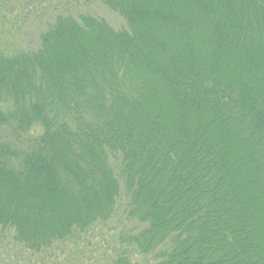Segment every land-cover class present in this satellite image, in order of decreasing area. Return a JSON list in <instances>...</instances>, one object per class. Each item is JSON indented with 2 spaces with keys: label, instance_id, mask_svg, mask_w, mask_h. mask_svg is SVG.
Here are the masks:
<instances>
[{
  "label": "trees",
  "instance_id": "obj_1",
  "mask_svg": "<svg viewBox=\"0 0 264 264\" xmlns=\"http://www.w3.org/2000/svg\"><path fill=\"white\" fill-rule=\"evenodd\" d=\"M99 2L0 51V233L54 260L123 195L102 264H264V0Z\"/></svg>",
  "mask_w": 264,
  "mask_h": 264
},
{
  "label": "rangeland",
  "instance_id": "obj_2",
  "mask_svg": "<svg viewBox=\"0 0 264 264\" xmlns=\"http://www.w3.org/2000/svg\"><path fill=\"white\" fill-rule=\"evenodd\" d=\"M58 13L74 17L90 14L103 18L115 29L124 27L123 20L99 0H0V51L35 50L39 45L40 32ZM110 161L115 166L117 157L111 156ZM125 202V197L120 195L111 220L96 225L75 244L60 245L58 248L64 251L54 250V260L42 253L30 254L20 250L8 236L0 233V264H102L113 255L112 247L116 245L117 236L135 227L125 216ZM132 264H155V260L152 256L143 258L137 255Z\"/></svg>",
  "mask_w": 264,
  "mask_h": 264
}]
</instances>
